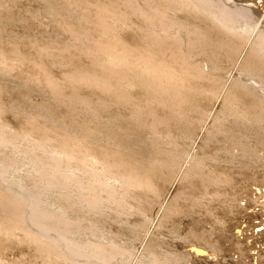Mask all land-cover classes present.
Returning a JSON list of instances; mask_svg holds the SVG:
<instances>
[{
    "label": "rangeland",
    "instance_id": "1",
    "mask_svg": "<svg viewBox=\"0 0 264 264\" xmlns=\"http://www.w3.org/2000/svg\"><path fill=\"white\" fill-rule=\"evenodd\" d=\"M164 1L149 2L156 8L164 6ZM174 4V7L166 9L168 17L177 22H192L193 30L201 33L197 34V38L202 39L198 43L199 49L191 50L187 57L195 59L196 56L198 61L206 60L208 69L204 76L220 88L214 92H220L228 80L219 106H212L204 94L193 88L202 84L200 76L183 73H179V76L191 82L189 85L192 88L183 89L179 94L181 98L176 100H169L168 94L132 75L129 78L126 75H112L117 79L115 81L112 77L116 83L112 81L113 86L105 84L107 88L104 83L90 81V84L86 79H83L85 83L83 80L81 83V78L74 71L93 67L95 59L91 56L94 54L90 56L93 52L82 48L78 41L76 43V40L73 39V42L72 38H67L70 34L68 28H63L64 31L58 25L62 22L70 28L75 25L78 29L83 27L86 12L80 7L79 1L0 0V132H4L0 136L7 142L2 140L4 145L0 142V162L4 161L0 167V195L6 193V197L9 195L15 201L24 200V206L28 204V207L40 203L38 205L42 211L64 218L62 223L66 230L63 234L70 242L78 243V248L85 252L84 256L88 252L87 255H90L101 250L98 260L92 258L90 261L87 255L86 258L81 256V259L79 254L72 255L63 247H42L24 238L23 230L13 226L0 229V264H264V228L259 234L254 232V228L264 227V195L259 197L252 193L256 186L264 191V90L256 83L264 79V58L261 62L256 60L257 57L256 61L253 60L257 62L255 73L248 64L246 66V61L242 62L245 65L240 70L241 63L235 65L233 62H236V53L241 50V41L237 38L231 41L223 32L213 30L208 18L201 12L190 11L179 1ZM134 17L133 13L127 12L115 17L117 19L106 20V24L100 21L99 31H102L105 39L114 38L124 44L134 45L141 33L151 32L147 27H140ZM202 32L205 36H202ZM212 38H217L221 47L217 46L219 44L215 40H209ZM204 40H209V43ZM229 46L235 49L230 47L229 50ZM246 47H242L240 60L243 55L253 59V48ZM46 51L50 52L47 54ZM248 53L251 55H246ZM217 56L220 61L224 59L221 62L231 65L226 73L215 64ZM236 70H244L243 75ZM244 74H249L245 76L247 79ZM47 80V84L50 82L52 86H46ZM158 96L160 99L156 98ZM161 99L165 100V104ZM153 114L154 117L151 116ZM35 130L44 134L47 131V135H55L54 138L58 136L61 141L69 140L71 145L76 146L79 142L78 147L89 151L88 161L96 163L95 159L99 157L98 160L102 158L103 162L108 160L107 164L111 161L109 166L117 169L112 171L111 168L103 177L90 169L89 172L86 169L69 168L63 170V174L57 172V176L50 170L43 171L42 162L33 158L36 156L35 151L41 149L34 145L32 131ZM153 130L158 132L152 133ZM67 134L70 137L64 136ZM2 165L6 167L5 171ZM97 165L99 171L103 172L105 167L101 163ZM37 172L43 176L41 181L37 179L40 178ZM123 176L134 177L136 183L128 182ZM191 178L195 182H191ZM190 182L199 188L206 185V191H196L198 195L195 192L193 197L184 199L182 188ZM214 184L219 185L215 187ZM92 185L93 189L89 190L88 186L92 188ZM213 188L245 194L243 198L246 197L248 205L240 221L244 224H241L242 235L249 237L243 241L246 240L248 244L251 242L252 246L257 242L256 249H249L246 254L238 252L232 247L228 236L218 229L223 224L221 227H225L228 234L229 227L235 223L233 221L239 219L232 220L231 214L209 207L208 199L213 197ZM89 194L97 196L98 203L91 202L93 197ZM28 207L25 210L30 213L33 206L30 209ZM193 243L204 246L208 254H193L190 251ZM252 246L249 244V247Z\"/></svg>",
    "mask_w": 264,
    "mask_h": 264
},
{
    "label": "bare ground",
    "instance_id": "2",
    "mask_svg": "<svg viewBox=\"0 0 264 264\" xmlns=\"http://www.w3.org/2000/svg\"><path fill=\"white\" fill-rule=\"evenodd\" d=\"M78 1L80 3V7H82L83 10H85V12H86V14H85L86 15V17H85L86 21H84L85 24L83 25V27L78 29V28L75 27L77 25H75V26L70 28V26H68V25H66V24H64L62 22L58 23V25L60 27H62V29L65 28V27L68 28V30L70 31V34L67 31V29H66V31L69 34V35H67V38H69V39L72 38L71 39L72 41H73V39L76 40V43L78 41L79 44L81 43L82 48L90 50L91 52H93V53H90V56H91V54H94V55L91 56V57L94 56L93 58L95 59V65L93 67L91 66L92 68L91 67H88V68L87 67H85V68L82 67L83 68V69H81L82 71L81 70L79 72L74 71L75 74L78 73V74H76V76L81 78L80 80L78 79L80 82H81V80L86 79V80H89L88 81L89 83H90V81H95L98 84L99 83H102V84L104 83V87H106L105 84H107V85L111 84L112 81L115 79V77L112 76V75H115L116 77L117 76H120V77L123 76L124 77V75H126V78H127V76L129 78V75H132V76H137V78L140 77V79H143L148 84L156 87L162 93L168 94L169 95V100L170 99L176 100L179 97L180 92L181 91L183 92V89L192 88L191 85H189L191 82H187V80L185 78H182V77L179 76V73H183L185 75L200 76L203 79L202 84L200 83L201 85H199V86H197L195 84L196 86H194L193 88L198 89V91H200V93L204 94V96L207 99H209V102L211 103L212 106H214V107L215 106H219L222 103V101H221L222 99L220 97L225 92L224 89H225V86L227 87L226 84H227L228 80L226 79L227 81L224 83V86H223L222 90H220V92H218V93L214 92V91H216V90H218L220 88H219V86L217 84H215L209 78L204 76V73H206V71L208 69V63L206 62V60L198 61V60H196L197 59L196 56H195V59L187 57L188 55H190L189 52H191V50L193 51V49H195V48L197 50L199 49L200 46H199L198 43L202 42V39L197 38V37L201 33L198 34L197 33L198 31L193 30V28H192V24L193 23L192 22L189 23V22H187L185 20H184L185 22L183 20H182L183 22H181V21L177 22V20L175 21L173 18L168 17V15L166 13V9L170 8V7H174L175 6L174 3L177 2V1L182 2L186 6V8H188L190 11L193 10V11H196V13L197 12H201L202 15H205L208 18L207 20H209V24H211L213 26L211 28H213V30H216V31L219 30V31L223 32V35H226L229 38V40L233 41L232 38H237V39H239L241 41V50L239 49L240 47L239 48L236 47L237 49H239L238 50L239 53H236V54H238L237 55V59L235 58L236 62H233V64L235 63V65L236 64L238 65V63L239 64L241 63V65H242V62L246 61L247 62V63L245 62L246 66L248 64L250 70H254L253 72L255 73V69L254 68H256L257 62L255 63L253 60H255V58L257 57L256 60L258 62H261L260 60H262L264 58V3H262V2H264V0H165L166 4H165V1H164V3H163V4H165L164 6L163 5L159 6V7L156 6V8H154L155 6L153 7L150 4V2H149L150 0L149 1L148 0H78ZM248 1H249V3H248ZM160 2H161V0H160ZM173 4H174V6H172ZM127 12H131V13H133L135 15L134 18H136L138 20V24L140 25V27H143V28L147 27V28H149L151 30V32L150 31H149L150 33H144L143 32L144 34L141 33L139 41L137 43H135L134 45H127V43L124 44V42L122 43L121 41H116V40H114V38H112V40L105 39L104 34L102 35V33H101L102 31L101 32L99 31V27L101 25L100 21H104V23H105L106 20H108L110 18L111 19L115 18V17L121 15L122 13H127ZM187 12L189 13V11H187ZM195 15H197V14H195ZM59 16L64 19L63 15L61 16L59 14ZM205 16H204V18L206 19ZM62 18H61V20H62ZM120 18H121V16H120ZM115 19H117V18H115ZM67 20H69V19H67ZM120 20H118V21H120ZM187 20H189V19H187ZM51 22L53 23V20ZM106 23H107V21H106ZM138 24H137V26H138ZM69 25H70V23H69ZM102 26H103V24H102ZM109 26H111V25H109ZM207 26H209V25H207ZM214 27H215V29H214ZM106 28H109V27H106ZM198 28H199V26H198ZM139 29H142V28H139ZM101 30H102V27H101ZM219 31H217V32H219ZM67 32H65V33H67ZM202 33H204V32H202ZM195 35H196V37H195ZM105 36H106V34H105ZM202 36H205V33L202 34ZM205 38L207 39V37H205ZM209 40L211 42H213L212 40H215L216 44H219L217 46H220L221 42L218 41V43H217V38L216 39L212 38V39H209ZM209 40H206V41L204 40V41L205 42L208 41V43H209ZM221 40H223V39H221ZM227 40H226V42H229ZM224 41L225 40H223V42ZM54 42H55V40H54ZM215 42H214V44H215ZM211 45L214 46L212 43H211ZM221 45H223V44H221ZM58 46H60V45H58ZM182 46H184V48H182ZM225 46H227V43H226ZM239 46H240V44H239ZM246 46L250 47L249 49H251V47L253 48V50L251 49V51L254 52V54L251 52V54L253 55L252 56L253 59H250L251 58L250 56H249L250 58L248 56H245L246 57L245 58L244 55H243V58H241V60H240L239 58L242 55V51H243L242 47H246ZM220 47H218V49H220ZM230 47H232V46L228 47L229 50L231 49ZM46 48L44 47V49H46ZM65 48H66V46H65ZM67 48H68V46H67ZM69 48L71 49V46ZM201 48H203V47H201ZM206 48L207 47H205V49ZM213 48H211V49L213 50ZM232 48L235 49V47H232ZM49 49L51 50L52 48H49ZM49 49H47V50H49ZM73 50H75V49H73ZM248 52H249V50H248ZM46 53H47V51H46ZM214 53H212V54H214ZM249 54L250 53H248L246 55H249ZM87 55L88 54H86L84 56H87ZM214 55H217V54H214ZM214 57L215 56H213V58ZM217 58H218V56H217ZM243 59H245V60H243ZM5 61L6 60L4 59V62ZM221 61H224V59L221 60ZM221 61L219 60V58H218V60L215 58V64L218 65L219 69L222 68L225 71V73H226V71L228 69H230L231 65L229 63H225V62H221ZM244 65H242V67H239L240 70H241V68L243 69ZM85 66H87V65L85 64ZM246 66H245V68H246ZM22 67H23V65H22ZM236 67L237 66H235V68ZM23 69H24V67H23ZM19 70L22 71V72L24 71V70H21V69H19ZM27 70H29V69H27ZM220 71L222 72V70H220ZM236 72H237V70H236ZM240 72L238 71L237 73H240ZM242 72H241V75H243ZM250 72H252V71H250ZM27 73H29V72H27ZM246 75L247 74H244V78H246L245 77ZM38 76H39V74H38ZM76 76L75 75L73 76L74 79H76L75 78ZM69 77H71V76H69ZM112 77H114V79ZM238 77H239V75H238ZM249 78H250V76H249ZM41 80H42V78H41ZM116 80L117 79H115V81ZM250 80H251V78H250ZM252 80H255V79H252ZM38 81H40V80L38 79ZM79 81H77V83H79ZM83 81L85 83V80H83ZM115 81H113V82H115ZM47 82H48V80L46 81V86L47 85H51V84H49L50 82L48 84H47ZM89 83H88V85H89ZM256 83H259L261 90L262 89L264 90V79L263 78L260 81H256ZM145 85H146V83H145ZM108 86H110V85H108ZM111 86H113V85L111 84ZM100 87H102V86H100ZM104 87H103V89H104ZM156 88H153V90L156 89ZM149 90H151V89L149 88ZM150 93L153 95V93L151 91H150ZM80 97H81V95H80ZM156 98H159V96L156 97ZM162 98H163V95H162ZM179 98H181V97H179ZM148 99H149V97H148ZM123 100H125V99H123ZM163 100L161 99L160 101H163ZM81 101H82V97H81V100L79 102H81ZM84 101H86V100H84ZM87 102H88V100H87ZM88 103H90V102H88ZM160 103L162 104V102H160ZM163 103L165 104V100H164ZM178 103H180V102H178ZM90 104H92V103H90ZM75 105H77V104H75ZM125 105H126V103H125ZM96 106H98V104H96ZM131 106H132V102H131ZM206 106H208V105H206ZM209 106H210V104H209ZM138 108L141 109V107H138ZM98 109L100 111L99 107H98ZM143 109H144V107H143ZM140 112H142V111H140ZM135 114H137V113H135ZM151 116L154 117V114L151 115ZM158 127H161V126H158ZM163 128H164V126H163ZM41 130H44V129H41ZM44 132H46V133L44 134V133H41V132H39L37 130L32 131V134L34 136L33 137V141L35 143L34 145H37V146H39L41 148L37 152L35 151V154H36L37 157L36 156H34V157L32 156V157L35 158V159L38 158L39 161L42 162L43 167H42V165H41V167H42L43 171L50 170L51 172L55 173V174L53 173L54 176H55L57 174V172H59V173L61 172L62 173L63 170H65V169L68 170L69 168H72V169L73 168H75V169L79 168L80 170L86 169L88 171L90 169L93 172L99 173V176L101 175V177L105 176V175H103L104 173H106V172L108 173V171H111L112 167L109 166L110 165L109 163L111 161H109V163L107 164L108 160L106 162L105 161L103 162L104 159L101 158V159H99L100 160L99 161L98 160L99 157L95 159L96 163L95 162L92 163V162L88 161V157H89L88 152L89 151L86 152L87 149L86 150L83 149L84 147L83 148L78 147L79 146L78 145L79 142L77 143L78 146L77 145L75 146L74 144L71 145L69 143V140L67 141V140L63 139L64 141L63 140L61 141L60 139H58L59 138L58 136H57L58 138L57 137L54 138L55 135H54V137L51 136V135L49 136V134L47 135V133H48L47 131H44ZM155 132L156 131H154L152 133H155ZM0 133L2 134L4 132H0ZM22 133H24V132H22ZM29 133H30V131H29ZM155 135H157V134H155ZM64 136H69V135L67 134V135H64ZM160 136H161V134L158 137H160ZM60 137H61V135H60ZM71 139H72V137H71ZM2 140L3 139L0 136V142L3 144ZM8 140H10V139H8ZM3 141H5V139ZM25 142H26V140H25ZM28 143H30V142L28 141ZM89 149H91V148H89ZM30 151H31V148H30ZM242 153H244V152L242 151ZM93 155L94 154L92 153V156ZM104 158H105V156H104ZM6 160H7V158H6ZM3 162L4 161H2V163ZM2 163L0 162V167H1ZM97 163H99V164L101 163L105 167L103 172L99 171L100 169H99ZM6 164H7V162H5V165ZM4 167L2 165V170L5 171L6 167L5 168ZM37 168H38V166H37ZM186 168H190V167H186ZM113 169L114 168H112V171H114L117 168H115L114 170ZM187 170L188 169H186V171ZM195 171H196V169H195ZM47 172H49V171H47ZM39 173H40V171H39ZM39 173L37 172V174H39ZM187 173L188 172H186V174ZM49 174H51V173H49ZM109 174H110V172H109ZM117 174H118V172H117ZM120 174H122V173H120ZM67 175L70 177V175H72V174L70 173V175L69 174H67ZM188 175H190V174H188ZM41 176L39 174L40 178H37V179H40V181H41ZM47 176L48 175H46V177ZM64 176H65V173H64L63 177ZM131 176L130 177H124L123 176L124 177L123 179L127 180L128 182L136 183V180L135 181L133 180L134 177L131 178ZM187 176H185V178ZM48 178H50V177H48ZM66 178H68V177H66ZM73 178H75V177H73ZM185 178H182V179H185ZM33 179H35V178H33ZM53 179H55V178H53ZM187 179L188 178H186V181H187ZM57 180L59 182V178ZM68 180H67V182H69ZM138 180H139V178H138ZM35 181L38 182L37 180H35ZM193 181H194V178H191V182H193ZM209 181H211V179H209ZM216 181H214V182H216ZM140 183L142 184V182H140ZM145 183H147L146 180H145ZM190 183L186 184L187 186H185V187L183 186V188H182L183 196H185L184 199L185 198L189 199L191 196L193 197V193H195L196 191H200V192L201 191L202 192L206 191L205 188H204L206 185H202V187L199 188V187H197L198 185H196L195 183H191V184ZM59 184H62V182H60ZM105 184L107 185V183H105ZM137 184H138V182H137ZM178 184H180V183H178ZM215 184H214V186H215ZM146 185H149V184H146ZM218 185H216L215 187H217ZM89 186H91V185H89ZM89 186H88L89 190L90 189L92 190L93 189V185H92V188H90ZM96 186H97V184H96ZM105 187H108V186H105ZM96 189H97V187H96ZM110 189H112V188H110ZM93 191H95V190H93ZM102 191H104V190H102ZM29 192H31V191H29ZM196 193L198 195V192H196ZM252 193L254 195L258 194L257 196H259V195L261 196V194L264 195V191H262L260 186L254 187ZM30 194L33 195L32 192ZM4 195L3 196L0 195V229H4V228L8 229L10 227L13 228V226H17V227H19L21 229V231L23 230L22 231L23 232L22 236L24 238H26L28 240L29 239L33 240V241L36 242V244H38V245H40L42 247L43 246H49V245H50V247H52L51 245H53V247L55 246L57 248H59V247L62 248L63 247L64 249L69 250V252H71L72 255L74 254L76 256V254L77 255L79 254L78 257L80 256V258H81V256L85 257L89 253L88 252L84 256L85 252L82 249L78 248L79 247L77 245L78 243L76 242L77 244H74V242H72V241L70 242L69 238L67 239V236L65 237L66 234L64 233L65 234L64 235L63 232H65L66 227L64 228L65 224L62 223L64 218H61L60 216L56 217L54 215L48 214V213L44 212L45 210L42 211L40 209V206H39L40 203H38L39 205L36 204V203H34V205L31 204L33 206L32 210H31L30 209L31 208L30 204H29L30 208L28 207V204H27V206H24V205H26L23 202L24 200L22 202H20L19 200L15 201L16 200L15 198H14L15 200H13V197L10 199L11 196L8 195L9 197L8 196L6 197V195H5V197H4ZM197 195H194V197L197 196ZM211 195L213 197L208 199V204L210 205L209 207L211 209L220 210L222 213H226L227 215L231 214L230 217L232 218V220H234L235 218L239 219V220L233 221L235 223L232 222L233 224H231L232 226L229 227V233L228 234H227L226 228L223 227V226L221 227V225H223V224H221L218 227V229H220L222 232H224L228 236V238L230 239V243H231L232 247L235 250H237L238 252L242 253V254H246L249 249H256L257 246H255V245H256L257 242L254 243L255 244L254 246H252V244L250 242L249 244L252 247H249V244L246 242V240L243 241L244 238L249 237V236H243L242 235L243 234V228L242 227H243L244 224L241 223L242 221H240L241 218H242L241 214L246 209V204H247L246 203V200H247L246 197L243 198V196L245 194L243 192H241V191L236 192V191L229 190V189L224 190L222 192V191H219V190L213 188L212 192H211ZM89 196L91 198L93 197V199H91V202L94 203V202L97 201V203H98L99 200H98L97 196H94V194H93V196H91L89 194ZM259 197H257V198H259ZM33 198H35V197H33ZM33 198H31V199H33ZM87 199H88V197H87ZM31 201H34V200H31ZM37 202H39V201H37ZM100 202H101V200H100ZM205 204H207V203H205ZM26 207H28V209H30V213H28L29 211L26 212V210H25ZM206 210H208V208ZM238 221H239V223H237ZM241 224H243V225L241 226ZM66 225H67V223H66ZM246 225H248V224H246ZM248 226H250V225H248ZM248 226H246V228ZM263 228L264 227H262V228H254L255 229L254 232L259 234V231L260 230L262 231ZM247 230L248 229H246V231ZM6 231H8V230H6ZM254 234L255 233H252V235H254ZM239 236H241V238H238ZM61 243H63V245ZM190 247H191L190 251L193 254H198L200 256L201 255L204 256V255L208 254L207 249L204 246H202V245H200L198 243H193V244H191ZM64 249H62V250H64ZM100 251L101 250H98V251L96 250L95 252L90 251V252H93V254L87 255L89 258H91V260L90 259L89 260L92 261V258H95V260H96V258H97V260L99 258H101V252ZM65 252H67V251H65ZM104 254H105V252H104ZM262 256H264V251H262ZM95 260H94V262H95ZM91 263H89V264H91Z\"/></svg>",
    "mask_w": 264,
    "mask_h": 264
}]
</instances>
